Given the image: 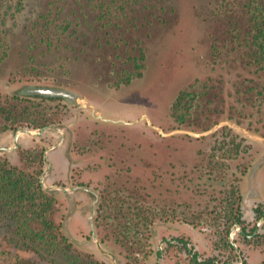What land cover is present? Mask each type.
I'll use <instances>...</instances> for the list:
<instances>
[{
  "label": "rangeland",
  "instance_id": "374dc122",
  "mask_svg": "<svg viewBox=\"0 0 264 264\" xmlns=\"http://www.w3.org/2000/svg\"><path fill=\"white\" fill-rule=\"evenodd\" d=\"M207 2L208 0H170V6L176 11L175 19L169 21L167 25L153 23L148 30L135 31L130 25H116V28L110 25L108 31L112 35V42L119 38L128 42H141L146 54L142 76L127 86L113 89L108 83L97 81L98 77L101 81H106L108 76L111 77L114 73L106 69L107 66L102 61V58L113 55V49L110 45L103 44L105 36L102 32L88 31L89 27H96L99 30V25L91 24L88 15L82 20L84 12L77 9L74 0H0V4L3 3L0 10L18 5V10H13L12 17L9 15L6 22L0 26V30H8L6 36L1 38L6 46L3 54L6 56L0 62V97L13 96L12 92L24 84L61 85L60 87L74 91L78 95L77 103L73 104L47 101L49 109L61 113L63 121L61 128L48 130L36 140L29 139L23 149H39L52 143L56 145L62 132L66 138L58 147L60 149L63 145L65 148L68 140L74 142L73 149H76L75 144L80 148H87L93 144L98 153L111 158L116 165L115 169L106 174H96V183H103L100 189L106 186L105 193L112 197L130 194L131 189L141 185L150 189L148 186L151 184L154 170L159 169L160 173H168L169 162L175 165L177 173L181 171L180 166L194 164L195 154L200 150L206 151L212 139L208 136L202 140L200 134H192L185 129L171 130L174 125L168 114L180 90L196 79L203 80L210 74L209 40L206 36L213 33L214 27L213 24H203L199 15L200 10L208 12ZM48 20L52 25H49ZM57 25L69 26L75 31L71 41L67 39L68 33L60 35L59 31H56L55 36L48 34L50 41L42 42L41 40L47 39L44 32H41L42 27L49 26L53 29ZM122 28L127 30L122 32L120 30ZM116 65L117 67L111 70L120 68L122 64ZM217 73L222 71L219 70ZM36 75H39L42 81L29 79ZM245 76L252 77L247 74ZM226 80L232 82L234 78L226 77ZM133 98L136 115L139 116L143 109L147 112V117L143 118L146 124L140 129L123 122L120 123L124 125L123 127L118 126L120 116L125 117V121L130 119L124 104ZM60 104L64 109L56 108ZM0 123L5 122L1 119ZM97 124L106 127L100 131L99 127L95 128ZM225 125L230 126L234 133L245 137L251 145L249 155L240 161V164L255 161L264 152V139L246 132L244 127L221 123V126ZM16 150L17 148L12 152ZM91 153L88 151L86 155H80L81 157L75 154L77 157L75 159H79L80 162L78 168L91 163ZM7 156H10L8 152L0 154V157ZM10 158L12 163H16L18 154L15 152ZM44 169L45 172H49L48 163ZM255 171L258 178L256 180L253 178L250 184L255 187V196L261 197L264 202V154L256 162ZM105 175L111 177L109 181L104 179ZM44 177V183L49 184L46 173ZM55 190V199L58 203L55 220L63 221V230L78 253L90 254L101 264H134L126 257L131 244L124 247L116 244L111 237L112 228H105L102 221L97 229L98 238L108 236L107 243L100 245L97 237V240L88 238L90 235L87 234L88 229L84 227L86 224L83 221L84 218H88L89 213L81 212L82 217L78 214L80 209L78 202L83 204L81 208L90 210V205L87 206L82 195L74 194L70 187ZM151 195L152 199L160 204L156 191L151 192ZM131 210L133 213L136 212ZM184 229L187 228L172 223H159L155 228L161 234L182 232L180 230ZM140 231L145 234L141 225L131 231L130 235L137 232L140 235ZM209 233V230L204 233L194 232L189 237L191 246L201 256L218 255L217 251H213L216 238L209 237ZM3 234L4 230L1 229V237ZM156 245L155 240L154 248ZM135 249L147 250L145 245ZM169 251V254L162 258V264H187V260L178 249ZM137 262L140 263L141 259ZM153 263L151 259L146 264ZM0 264H5L3 258H0Z\"/></svg>",
  "mask_w": 264,
  "mask_h": 264
},
{
  "label": "trees",
  "instance_id": "16d2710c",
  "mask_svg": "<svg viewBox=\"0 0 264 264\" xmlns=\"http://www.w3.org/2000/svg\"><path fill=\"white\" fill-rule=\"evenodd\" d=\"M169 2L170 0H74L77 9L84 12L82 20L88 15L91 24L99 25V30L89 27L88 31L102 32L105 36L103 44L110 45L113 49L111 56L115 60L107 59L111 56L105 58V61L110 63L109 66L113 68L112 63L116 60L119 64L128 62L134 64L135 71L143 68V64L140 65L145 60V52L141 47L143 43L128 42L122 38L112 42L108 29L110 25H114V28L116 25H130L131 29L137 31L148 30L153 23L167 25L176 17V11ZM2 6L3 3L0 4L1 8ZM207 7L208 12L200 10L199 15L203 24H213L214 27L213 33L206 36L209 40L208 63L212 73L218 70L222 73L207 76L203 81L196 80L187 90L181 91L171 107V117L178 127L185 126L195 133L208 131L217 124L215 119L222 115H226L227 120L231 121L234 116L249 120L257 117L256 124H259L260 128H256L254 132L259 133L260 129H264V0H208ZM13 10H18V5L0 10V26L6 22L9 15L12 17ZM49 25H52L50 21ZM120 30L125 32L127 29ZM7 31L0 30V62L6 56L3 55L6 46L1 38L6 36ZM56 31H59L60 35L68 33V41H71L75 32L69 26L57 25L53 29L45 26L41 32H44L47 39L41 41H50L48 34L55 36ZM246 74L252 77L245 76ZM231 76L234 81H227L226 77ZM34 81L40 82L39 79ZM4 101L7 104L0 106V119L4 118L5 123L0 125V129H6L8 122L10 126L26 122L33 127L52 125L61 128L59 123L54 124L49 112L38 111L39 104L47 103L45 100L10 96L5 97ZM18 104H31L32 106H29L33 107L32 111L29 107ZM259 134L264 138V133ZM236 138V135L230 137L227 143L223 137L212 147V154L209 156L211 160L204 166L208 176L204 184L209 188L228 179L226 172L220 177L219 168H228L220 163V160L228 161L238 157L241 142L244 140L240 138V142L236 143ZM227 144H231L232 148L225 149ZM216 151H222L223 154L216 155ZM38 157L42 163V154H38ZM35 159L36 154H33L32 160ZM41 173L40 170L29 171L27 168L10 165L6 160H0V231L4 230L3 236L0 235V258L5 260V264H101L90 254L78 253L64 234L62 225L54 220L57 212L55 191L42 186ZM201 177L197 178L198 183L193 187L196 194H199V188L202 187ZM192 181L191 179L189 182ZM183 187L188 188L187 185ZM227 192L229 196L224 202L228 213L224 215L221 236L223 244L228 243L226 237L231 225L244 224L241 220V195L238 188L231 185ZM125 197L130 201L125 200ZM101 199L97 210L99 220L104 223L105 228H112L111 234L121 247L131 244L126 257L136 261L140 251L135 247L145 245V237H139L138 232L130 235V232L140 225L144 227L153 223L145 216L148 212L137 207V203L144 198L105 195ZM184 207L187 208V205ZM131 209L137 213H133ZM151 215L154 219V215ZM181 216V222L192 226L200 220V215L192 213L190 216ZM220 218V213L215 212L212 221L219 223ZM208 221V225L216 224L208 217L202 218V222ZM252 234L253 230L246 232L242 227L241 236L244 239ZM176 241L186 247V242L182 239ZM186 251L191 264H215L214 258L201 260L197 253L187 248ZM160 255L158 251L156 256Z\"/></svg>",
  "mask_w": 264,
  "mask_h": 264
},
{
  "label": "flooded vegetation",
  "instance_id": "af4514ba",
  "mask_svg": "<svg viewBox=\"0 0 264 264\" xmlns=\"http://www.w3.org/2000/svg\"><path fill=\"white\" fill-rule=\"evenodd\" d=\"M105 58H102V61L104 64H106L107 66L106 69H110V71H113L114 73H112L111 77L108 76V79L106 81H101L99 77L97 78V81L98 83L99 82L108 83L110 88L113 89H118L122 86L129 85L134 79L140 78L145 70L146 54H145V60L140 63V65L143 64V68H141L139 71H135L134 64L128 62H124V64H122L121 67L116 70H111L116 68L117 67L116 64H119V62L117 60L114 61L112 63L113 68H111L109 66L110 63H107L105 61ZM107 59L115 60L114 57L112 56ZM217 72L212 73L210 66V74L207 76L210 75L216 76L217 74H219ZM139 74L140 76H138ZM29 79L31 80L33 79V81L35 79H39V81H42L39 75L31 76L29 77ZM189 85H187L185 88L180 90L179 93L181 91L187 90ZM228 91L231 90L228 89ZM4 99L5 97L4 98L1 97L0 106L7 104V102H5ZM174 101L170 106L169 114H168L169 119L172 121L174 125L173 127H171V130L185 129L189 133L200 134L201 135L200 139L202 140H205L207 139L208 136H210L209 138L212 139L211 140L212 143L211 145L208 146V149L206 151L200 150L195 154L196 161L191 166L182 165L180 166L181 171L177 173L175 172L176 169L175 165H173L172 162H169L168 173L163 174L159 172V169L154 170V172L152 173L151 184L150 186H148V188L150 189H147L146 186L141 185L138 188L137 187L135 188L137 189V191H135V189H131L130 194H127L130 196H136L140 199L144 198V200H141L139 203H137V206L141 207L144 211H147L148 213H145V216H147L149 220L153 221V223H149L147 226H144L145 234H143V232L140 231L141 234L139 235V237L142 236L145 237L144 242L147 250L140 251L137 254L138 257L136 261L133 260L132 258L130 259L128 258V259L131 260V263L134 264H146L147 261L148 260L151 261V259H153L154 262L153 264H162L161 263L162 258L166 257L169 254L170 252L169 250L178 249L179 252L184 255L185 259L187 260V264H191L190 257L186 251L187 248L190 249L192 252L197 253L199 259L201 260L214 258L215 264H250V262L252 264H264V202H262L263 200L261 197L255 196L256 193L255 187L251 186L250 184L253 178L255 180L258 178V175H255L256 173L255 165L256 162L264 154V152L260 154L255 161L247 162L246 164H240L239 162L245 160V157L249 155V151H251V145L249 144L248 140L245 137L239 136L238 134L234 133L233 129L230 126L228 125L221 126L222 122H226L228 124H233L237 127H244L246 132L254 133L255 135L264 139L259 134V133H264V129H260L259 133L254 132L256 128H260V125L256 124V120L258 118L255 117L249 120V118L240 119L234 116L233 120L231 121V120H227L226 115H222L215 119V121H217V124L211 127L208 131L195 133L190 131V129L185 126L178 127V125L174 122L173 118L171 117V107ZM134 104H135L134 98L132 100L125 102L124 105L126 106L125 107L127 111L126 114H128V118L130 119L125 121L126 118L120 116L121 119L118 120L119 121L118 126L120 125L123 127L124 125L120 124L121 122H123L124 124L128 123L129 125H132L133 127L135 128L137 127L140 129L142 128L143 125L146 124L143 119L144 117H147V112H144L146 110L143 109L141 114L138 116L136 115V112H134L133 109ZM18 105H23L29 108L30 106H32L31 104L28 105L18 104ZM33 105H38V104H33ZM39 106H40V109L38 110L39 112L41 113L49 112V116H51V118L53 119L54 124L56 125L57 123H59L61 126V123L63 122L62 117H60L61 113L55 112L54 111L55 109L54 110L49 109L47 103L39 104ZM57 106H58L56 107L57 109H59L60 107L64 109V106H62V104ZM32 108H30L31 111ZM250 121L252 124L250 123ZM2 124L3 123H0V125ZM97 127H99L101 131L106 126L97 124L95 128ZM5 128L6 129L3 128L0 129V135L3 133H10L14 136H16L17 134H21V139H25L26 142H22L24 143V145L17 144L16 142L14 143L15 146L12 151H14L15 148L17 147V150L15 152L18 154V160H17L18 163L11 162L10 157L15 154V152L12 151L11 152L8 151V154H10V156L0 157V160H6L10 165L19 168H27L29 171L40 170L42 172L40 176V182L42 183V186L44 188L68 189L70 187L71 191H73L74 194H77L78 196L82 195V198L84 199L85 203L88 204L87 206L90 205V210H88L87 208H81L83 204L78 202L77 205H80L78 214L82 217V213L84 212L89 213L88 218L87 219L84 218L83 221L86 224V226L84 227L88 229L87 234H89L91 237L90 238L88 236V238L94 240L97 237L99 244L105 245L107 241L106 239L103 238L108 236H103V238H98L99 236L97 229L99 228V223H101V221L98 218L97 210L99 208V204L101 203L102 200L101 198L107 195L105 193L107 188H105L106 187L105 186L102 189H100V187L103 186V183L101 182L96 183L97 181L96 174L98 173L106 174L110 172L111 169H115L116 165L115 163L112 162V159L107 158L105 155L98 153L99 151L95 149V146L93 144L88 145L87 148H80L78 147L77 144H75L76 149H73L74 142L71 143L68 140V144H66L65 148H63L64 146L63 145L60 150L56 151V154L60 155L61 158L67 163L65 164L67 169H64L62 165L60 166L57 164L58 162L59 164H61L60 158H56L57 155L53 156L52 160H50L48 157V153L50 151L52 152L53 150H55V148H58L63 144V140L66 138L64 136V132H62L63 134L60 133V139L59 142L56 143V145L52 143L49 144L47 147H41L39 149H27V148L23 149V147H25L28 144L29 139L36 140L37 138L41 137V135H44L45 132H48V130L51 131L52 129H57V128H55L52 125L45 127H33L32 125H29L26 122L14 126H10L8 122V125ZM212 130L214 131L210 133ZM228 134L232 136L235 135L238 136V138H236L235 140L236 143L240 142V138H242L244 141L241 142V148L239 150V154L236 159L228 160V161L224 159L220 160L221 161L220 163L228 167L227 169L219 168L220 177H223L224 173L226 172L228 174V179L222 180L218 183L216 182L217 184L212 186V188H209L207 185L204 184L206 178L208 177L206 176V173L204 171V166L208 163V161L211 160L209 156L212 154V147L215 146L216 141L219 142L222 140L223 137H225V141L228 143L230 137H232V136H226ZM226 148H232L231 144H227L225 149ZM88 151L92 152L91 160H90L91 163L86 167L78 168L80 162H78L79 159H75L77 158L76 155L79 154L78 157H81L80 155L84 156L86 155L85 153H88ZM40 153L42 154L41 157L42 163H40V158L38 157V154ZM215 153L216 155L220 153L223 154L222 151L219 152L216 151ZM33 154H36L35 160H32ZM47 163H48V169L50 168L49 172L48 171L45 172L44 169ZM75 165L77 167H74ZM196 168H199L200 170L197 171ZM45 173H46V177L48 176L46 180H49V184H45L43 181L45 179L44 177ZM199 177H201L202 179L201 180L202 187L199 188L200 191L199 194H196L194 193L193 187H195V185L198 183L197 178ZM110 178L111 177L109 176L106 175L104 176V179L106 181H109ZM191 179L193 181L189 182ZM186 185L188 188L183 187ZM231 185L236 186L241 195V202H240L241 220L244 222V224L243 226H239L236 224L231 225L229 227V231L226 237L228 243L223 244V241L221 240V236L224 229V225H223V223L225 222L224 215L228 213L224 200L229 196L227 191H229V187ZM153 191H156V195L160 201V204H157L156 201L152 199L151 192ZM124 199L128 200L127 197H125ZM184 205H187V208L184 207ZM57 207H58V203H57ZM213 211L220 213L221 218L218 220L219 223L212 221L213 214L215 213V212L213 213ZM57 212H58V208H57ZM191 213L196 216L200 215V220L197 222L195 226L180 221L182 214L190 216ZM151 214L154 215V219ZM55 215H54V220H55ZM207 217L210 219L211 222L216 224L212 226V225H208L209 221L207 223L202 222V218H207ZM57 223H60L63 228L64 223L62 220L58 221ZM159 223L179 224V225H183L187 229L180 230L182 232L161 234L159 231L155 230V228L158 226ZM242 227L245 228L246 232L253 230V234L244 239L241 236ZM177 230L175 229V231ZM208 230L210 232L209 237L216 238L213 243V251L218 252V255L216 256L214 255L206 256V257L201 256L200 253L194 247L191 246L189 237H191L194 232L204 233ZM111 237L113 238V236ZM158 238H160V240H157ZM176 239H182L183 241H185L186 247H184L182 243L177 242ZM155 240L157 242V245L154 248ZM115 243L118 244L117 242ZM163 245H165V247H163ZM158 251L161 253L159 257L156 256V253ZM139 259H141L140 263L137 262Z\"/></svg>",
  "mask_w": 264,
  "mask_h": 264
},
{
  "label": "water",
  "instance_id": "95a60500",
  "mask_svg": "<svg viewBox=\"0 0 264 264\" xmlns=\"http://www.w3.org/2000/svg\"><path fill=\"white\" fill-rule=\"evenodd\" d=\"M12 95L26 99L45 100L48 102L61 101L68 104L77 103L78 101V95L74 91L50 84H24L19 86L17 89H15L12 92ZM8 150L9 149H1L0 154L2 152H8ZM50 190L56 192L55 189H50ZM64 234L66 235L65 232Z\"/></svg>",
  "mask_w": 264,
  "mask_h": 264
},
{
  "label": "crops",
  "instance_id": "0c3cea01",
  "mask_svg": "<svg viewBox=\"0 0 264 264\" xmlns=\"http://www.w3.org/2000/svg\"><path fill=\"white\" fill-rule=\"evenodd\" d=\"M17 144H22L24 145V143L22 142H26L25 139H21V134H17L16 136L10 134V133H3L0 135V150L1 149H9L8 151H12L14 148V143ZM17 148V147H16ZM15 148V149H16ZM60 150V148H58L57 150H53L52 152L48 153V157L50 160H52V157L56 155V151ZM7 151V150H6ZM56 158H60L61 164H59V162L57 163L58 165H62L64 169H67V167L65 166V164H67L60 155H57Z\"/></svg>",
  "mask_w": 264,
  "mask_h": 264
}]
</instances>
